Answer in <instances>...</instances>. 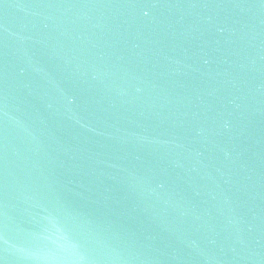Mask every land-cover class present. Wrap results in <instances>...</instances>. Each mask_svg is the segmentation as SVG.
<instances>
[{"label": "water", "instance_id": "obj_1", "mask_svg": "<svg viewBox=\"0 0 264 264\" xmlns=\"http://www.w3.org/2000/svg\"><path fill=\"white\" fill-rule=\"evenodd\" d=\"M0 264H264V0H0Z\"/></svg>", "mask_w": 264, "mask_h": 264}]
</instances>
